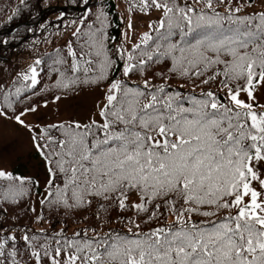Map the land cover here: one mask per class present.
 I'll list each match as a JSON object with an SVG mask.
<instances>
[{
    "label": "snow or ice",
    "instance_id": "1",
    "mask_svg": "<svg viewBox=\"0 0 264 264\" xmlns=\"http://www.w3.org/2000/svg\"><path fill=\"white\" fill-rule=\"evenodd\" d=\"M123 3L118 24L110 0L38 23L0 82L44 169L0 165V264H264V0ZM85 92L86 122L40 115Z\"/></svg>",
    "mask_w": 264,
    "mask_h": 264
},
{
    "label": "trees",
    "instance_id": "2",
    "mask_svg": "<svg viewBox=\"0 0 264 264\" xmlns=\"http://www.w3.org/2000/svg\"><path fill=\"white\" fill-rule=\"evenodd\" d=\"M30 4L35 5L37 0H29ZM97 0H91V3L95 4ZM109 0H106V3ZM113 5L111 9L113 12V21L114 24L119 23V12L115 7L114 0H110ZM47 4L48 7H45L44 4ZM79 4V0H76V3H73L72 0H43L39 9V17L37 18V22L34 23L33 17H37V9L33 7L31 11L27 9H21L20 15L14 18L11 22H9L8 17L12 15L13 11L19 5V0L16 2H8L5 0H0V10L6 8V13L0 15V38H9L11 39L10 33L17 34L15 36L14 45L11 48H5L0 46V58L4 59L3 61L0 59V82L5 81L12 76L15 75L16 69L12 68V65L17 64L18 62H22L24 58L30 59L34 56L33 50L31 48L32 40H40L43 37L47 36L48 33H41L38 28V23H43L45 21L51 20L55 21L56 17L60 14L61 11L65 12V15L68 19H71L75 16L80 15L83 10L82 6H77ZM7 14V16H5ZM30 27L37 28V32L35 36L28 32L27 29ZM121 28L114 27L112 29L111 34L117 36L119 38V32ZM54 31L53 28H49V32ZM61 43V41H57V44ZM52 45L46 43H40L37 45V51L45 52L50 51ZM32 176H39L41 179V188L43 187L42 177H44V173H36ZM38 200V197L36 198ZM26 205L22 204L20 208L16 209L17 212H20L21 216L23 215L22 209ZM37 209L39 210V205L37 203ZM27 222L26 218L22 219L21 223Z\"/></svg>",
    "mask_w": 264,
    "mask_h": 264
},
{
    "label": "rangeland",
    "instance_id": "3",
    "mask_svg": "<svg viewBox=\"0 0 264 264\" xmlns=\"http://www.w3.org/2000/svg\"><path fill=\"white\" fill-rule=\"evenodd\" d=\"M117 8L123 11L124 3L122 0H116ZM6 13L4 8L0 13ZM144 24L137 21V28L142 29ZM28 64V63H27ZM100 93L85 92L77 97L62 99L58 105L49 104L48 108L41 109L40 115L47 121L55 122L59 119L75 118L81 121H87L94 111V103L97 102ZM28 119H34L28 117ZM29 134L23 128L17 127L15 124L0 122V165H6L9 169H19L25 174H34L35 172H43L42 164L36 159H28L27 153L32 151ZM20 164L22 167L18 168ZM43 181V177H42Z\"/></svg>",
    "mask_w": 264,
    "mask_h": 264
}]
</instances>
